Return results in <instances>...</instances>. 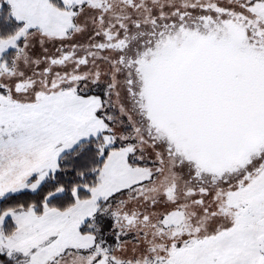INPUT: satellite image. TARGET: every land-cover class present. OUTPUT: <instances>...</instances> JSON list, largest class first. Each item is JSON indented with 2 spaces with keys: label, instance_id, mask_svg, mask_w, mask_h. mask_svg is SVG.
I'll return each instance as SVG.
<instances>
[{
  "label": "snow or ice",
  "instance_id": "1",
  "mask_svg": "<svg viewBox=\"0 0 264 264\" xmlns=\"http://www.w3.org/2000/svg\"><path fill=\"white\" fill-rule=\"evenodd\" d=\"M0 264H264V0H0Z\"/></svg>",
  "mask_w": 264,
  "mask_h": 264
}]
</instances>
